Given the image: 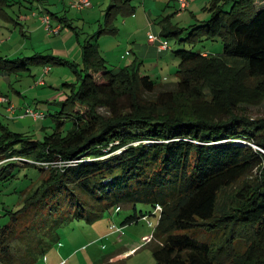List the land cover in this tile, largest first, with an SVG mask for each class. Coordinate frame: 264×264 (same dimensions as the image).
<instances>
[{
	"label": "trees",
	"instance_id": "obj_1",
	"mask_svg": "<svg viewBox=\"0 0 264 264\" xmlns=\"http://www.w3.org/2000/svg\"><path fill=\"white\" fill-rule=\"evenodd\" d=\"M8 5L0 0L2 17ZM206 8L210 17L188 27L173 15L162 24L166 39L224 44L221 54L177 50L174 84L142 75L138 63L110 67L98 43L87 41L82 63H73L80 86L53 115L52 134L37 139L0 123V192L18 163L38 169L28 176L22 207L0 213V264H34L60 241L64 218L92 221L131 203L162 207L150 241L155 264H264V120L242 111L264 101V3L257 9L256 0H210ZM134 12L132 0H110L94 36L115 33L116 16ZM187 30L192 35L181 39ZM46 57L63 63L47 52L0 56V71L31 73L50 66ZM66 124L72 128L64 134ZM59 161L71 164H40ZM237 184L220 212L221 191ZM146 215L135 212L123 225ZM205 233L215 234L201 239Z\"/></svg>",
	"mask_w": 264,
	"mask_h": 264
},
{
	"label": "rangeland",
	"instance_id": "obj_2",
	"mask_svg": "<svg viewBox=\"0 0 264 264\" xmlns=\"http://www.w3.org/2000/svg\"><path fill=\"white\" fill-rule=\"evenodd\" d=\"M102 1H92L95 10L98 11L102 8ZM104 1H106L104 5L106 9L110 0ZM159 1L163 3V11L168 9L173 13L171 14L173 15L172 22L181 27H188L210 17L206 8V6L209 7L210 0H190L187 9H182L176 0ZM167 3H170L169 7ZM263 3L264 0H256L257 9H260ZM45 9H49L58 17L70 15L72 27L62 24L64 25L62 33L67 35L65 43L63 41L65 36L60 39L59 35L55 36L56 34L48 32L47 26L43 22L45 15H43V10ZM5 10L8 17H2L0 14V56L13 59L17 56H32L41 51L63 59V63L55 64L50 58H44V60H50L48 64L52 68L51 72L45 75L39 73L42 64L33 66L31 73L29 70L17 74L11 73L12 85L9 84L6 74H0L2 86L3 81L7 80L4 81L6 84L2 88L6 90L3 91L13 101L33 105L35 109H42L47 114L44 120L39 121H33L31 117L12 119L9 112L0 104V123L15 131L30 133L37 139H42L45 133L52 134L55 131L57 121L53 115L62 109V104L73 91L74 85L77 88L80 86V71H76L73 66L74 62L82 63L76 50L77 47H82L87 41L97 42L100 39L102 53L111 57L113 50H109L110 52L106 50L108 47L106 39H120L123 41L120 43V47L125 41L121 35L106 38L104 37L108 36L106 33L96 38L94 35L105 23V13L103 12L104 16L102 15V18L99 19V17L89 14L90 9L79 11L71 8L68 0H9V5L5 7ZM51 12L49 15L52 16ZM178 12L179 15H177ZM122 17L120 15L116 20L117 26H121ZM191 35L192 32L187 30L180 34V38L186 39ZM167 39L171 49L167 56H163L162 67H156V59L153 57H149L144 65L142 62L139 63L142 75H150L166 84H174L178 81L177 68L180 60L175 53L177 50L192 49L211 54H221L224 50L221 38L198 41L194 46L190 45L192 43L182 44L180 39L174 35ZM65 44L66 46H64ZM21 50L22 52L18 54ZM116 56L118 57V55ZM109 62L110 67L116 65V62H111L112 65ZM42 78L45 80L44 84L38 85V81ZM18 91L23 95L18 94ZM242 111L251 119L264 120V101L260 105H244ZM41 125L46 126V129L38 127ZM71 128L70 124H66L64 134H67ZM18 164L21 167L16 168L15 177L1 185L0 213L7 209L14 210L22 207L25 196L23 190L32 184L28 176L34 177L38 173V169L28 167L27 163ZM250 181L254 180L250 179ZM239 187L240 184H237L221 191L219 196L220 212L228 209L232 203V195ZM120 207V211L116 210V206L112 207L106 210L101 217L92 221L83 217L64 218L56 230L60 241L56 245L52 243L46 247L45 251L38 255L34 264H53L57 256L66 259L65 264H155L156 258L152 252L150 241L159 220V213L155 212V208L147 203L121 204ZM135 212L138 215L141 212L147 215L140 218L138 222L123 225L126 218ZM112 227L116 228L112 229ZM213 234L215 233H205L201 239L206 238L207 240L209 236L213 238ZM216 264L224 263L222 259H219ZM230 264L239 263L232 262Z\"/></svg>",
	"mask_w": 264,
	"mask_h": 264
},
{
	"label": "crops",
	"instance_id": "obj_3",
	"mask_svg": "<svg viewBox=\"0 0 264 264\" xmlns=\"http://www.w3.org/2000/svg\"><path fill=\"white\" fill-rule=\"evenodd\" d=\"M62 1H64V0H62ZM72 1L73 0H68V4L71 5ZM105 3H106V1L103 0L102 1V8H100L98 11L95 10V7L93 6L94 3H92L93 7L90 6V7L85 8V9H90L89 14H91L92 16H97V17H99V19H101L102 15H103L102 13L103 12L106 13V10L110 5L109 4L108 7H106V9H105V7H104ZM132 3L135 6V12L128 15V16H123L121 26H117L115 23L116 20L120 16V14H118L116 16L115 21L112 24L114 29H116V32L115 33H106L108 36H104L106 38H113V37L121 35V37L124 38L125 43L122 44V47H120L119 46L120 43L123 42L120 39H117V38H113L112 40L106 39V42H107L106 45L108 46V47H106V50L109 51L112 49L113 50V54H112L113 57L112 56L110 57V56H108V54H104V52H103L104 57L106 58L107 62H109L108 60H110L111 62H114V63L116 62L115 63L116 65H114L115 68L124 67V66L130 65V64H133V63L139 64L141 62L144 65V62L149 57H153L156 59V67H158V68L162 67V65H163L162 64L163 63L162 58L164 55H166V56L168 55V51L171 49V47L169 49L161 50L159 48V41L151 42L148 38V35L150 32H153L157 36H162L161 35L162 24L164 23L165 18L167 16L173 14V13L168 9L163 11V9H162L163 3H161L159 0H132ZM167 6L169 7L170 3H167ZM85 9H83V10H85ZM43 12H44L43 15L44 14L49 15V12H51V11L49 9H45V10H43ZM51 14H53V13L51 12ZM179 14L180 13L178 12L177 15H179ZM59 18H63L65 21H63V20L61 21ZM59 18H57V17L52 18L51 17V23L54 22L53 25H55V26L60 25L61 26L62 29H61L60 33L56 34L55 36L59 35L60 39H62L65 36L63 39V41L65 43V38L67 37V35H65L64 32L62 33V30L64 28L62 24H63V22H67L72 27V22H71L70 15H68V14H66L65 17H59ZM165 22H168V20H166ZM123 33H124V36H122ZM97 42H98L99 46L102 45L100 39H99V41L97 40ZM64 46H66V44ZM82 49H83V46L80 48L77 47V49H76L80 59H82ZM20 52H22V50L19 51L18 54H20ZM205 53H207V52H205ZM116 55H118L119 58ZM25 56H27V55H25ZM77 62L79 63L80 61H77ZM111 62H109V64ZM110 65H112V64H110ZM40 68L41 69H40L39 73L40 74L44 73V66H42ZM49 72H51V70ZM0 74H3V75L6 74L8 77L7 80H9V82H10L9 84L12 85V80L10 78L11 73H7L5 71H0ZM7 80H4V81H7ZM4 81H3V83H4L3 86L6 84V82H4ZM44 81L39 80L38 85L44 84ZM3 86L0 84V98L5 97V98H7V100L0 101V104L3 105V107L5 108V110L7 112H9L10 117L12 119L19 118L17 116L20 115L24 111V108H26V107L30 106L32 108H35L33 105L20 104V103L13 101L7 93H4L3 90H6V89L2 88ZM18 94L23 95V93L19 92V91H18ZM11 105L15 106V112L14 113L10 111ZM37 110L42 111V109H38V108H37ZM15 121H18V120H15ZM33 121H39V120L33 119ZM42 126L43 125L38 126V127L42 128ZM63 260L66 261V259H61L60 257L57 256L55 259V263H53V264H60Z\"/></svg>",
	"mask_w": 264,
	"mask_h": 264
},
{
	"label": "built area",
	"instance_id": "obj_4",
	"mask_svg": "<svg viewBox=\"0 0 264 264\" xmlns=\"http://www.w3.org/2000/svg\"><path fill=\"white\" fill-rule=\"evenodd\" d=\"M180 2V5H181V8L182 9H186L188 6H189V3H190V0H178ZM92 6V0H73L72 3H71V7L74 8V9H77L79 11L85 9V8H88ZM43 21L44 23L46 24L47 26V30L49 33H54V34H59L60 31H61V26H53L52 23H51V16L46 14L43 16ZM148 38L151 42H156V41H159V48L161 50H165V49H169L171 47L168 39L162 37V36H157L156 34H154L153 32H150L149 35H148ZM51 67L50 66H46L44 68V74L45 75L46 73H48L50 71ZM40 81H44V79L42 78ZM7 100V98L5 97H1L0 98V101H5ZM10 111L11 112H15V106L14 105H11L10 106ZM17 117L19 118H23V117H31L33 118L34 120H43L45 119L46 117V114L44 111H41V110H37L35 108H32V107H26L24 108V111L18 115ZM2 163V161L0 162V164ZM42 165H45L46 167H49L50 165H52L53 167H59V168H63L64 166L66 165H70L71 163H66V162H63V161H59V162H42L40 163ZM117 211H120L121 210V207H117L116 209ZM162 210V207L161 205H157V207L155 208V212L157 213H160V211ZM116 228V227H115ZM114 227H112V229H115ZM66 261L63 260L61 262V264H65Z\"/></svg>",
	"mask_w": 264,
	"mask_h": 264
}]
</instances>
